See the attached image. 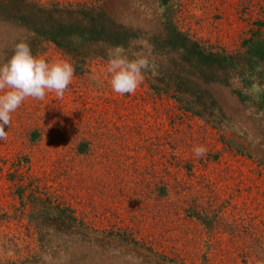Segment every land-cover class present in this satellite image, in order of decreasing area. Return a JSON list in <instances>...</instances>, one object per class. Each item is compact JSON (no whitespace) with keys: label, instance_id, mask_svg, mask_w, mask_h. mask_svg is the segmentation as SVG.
<instances>
[{"label":"rangeland","instance_id":"374dc122","mask_svg":"<svg viewBox=\"0 0 264 264\" xmlns=\"http://www.w3.org/2000/svg\"><path fill=\"white\" fill-rule=\"evenodd\" d=\"M34 1L77 8L103 0ZM106 5L110 18L126 28L161 31L167 17L204 46L232 53L228 82L206 81L208 92L228 112H238L233 87L262 105L257 113L248 108L252 119L242 131L245 138L241 130L218 129L179 108L174 97L155 94L145 74L134 94H117L109 59L80 56L81 68H75L63 98L54 92L44 100L27 98L11 114L7 139L0 140V259L37 253L44 264H58L57 255L41 252L30 233V214L44 212L28 197L35 190L60 196L95 226L139 229L172 259L166 264H264V162L259 158L264 151V0H107ZM9 31V41L18 42L22 30ZM35 55L71 62L52 42L37 47ZM176 57L175 51L166 52V64ZM162 69L155 64L153 75L174 82ZM167 88L184 95L175 83ZM222 134L245 144L255 134L254 141L263 143L253 156L235 154ZM82 139L87 152L80 153L76 146ZM201 145L207 153L197 157L194 148ZM15 182L24 186L23 202Z\"/></svg>","mask_w":264,"mask_h":264},{"label":"trees","instance_id":"16d2710c","mask_svg":"<svg viewBox=\"0 0 264 264\" xmlns=\"http://www.w3.org/2000/svg\"><path fill=\"white\" fill-rule=\"evenodd\" d=\"M106 4L107 0H103L99 4L74 8L56 4L46 6L34 0H0V31L1 27L22 30L18 42L9 41V30L0 32V64L12 56L15 45L22 40L29 44L33 55L37 54V47L52 42L56 49L70 58L76 69L81 68L80 56L91 54L109 59L110 52L119 46L131 56L144 51L147 44L151 46L152 55L150 68L144 74L155 94L160 96L165 93L174 97L179 108L198 115L205 123L218 129L225 126L237 132L246 130L244 127L252 116L248 108L257 113L262 104L250 100L248 95L233 87V93L239 97L238 112H228L221 102L210 95L205 84L206 81L220 80L227 83L230 63L235 55L204 46L178 30L167 17L161 31L143 33L141 27L126 28L110 18ZM132 13H138L137 6ZM170 51H175L177 57L171 58V64L167 65L165 53ZM155 64L164 68L162 73L168 71V79H174V82L165 81L164 74L153 75ZM221 76L224 78L221 79ZM168 83H175L184 95L171 92L167 88ZM242 134L246 138L247 134ZM222 136L233 153L247 154L249 157L254 155L255 146L263 143L254 141L255 134L250 135L247 144L224 134ZM83 141L77 143V152H87ZM259 158L264 162L263 150ZM14 186L23 202L24 186L17 182ZM33 191L28 196L30 201L36 204L34 206L42 205L44 212L32 211L29 220L33 227L30 233L41 252L57 255L58 264H126L131 260L139 264H166L172 261L152 245L151 239L141 236L139 229L95 226L53 192ZM40 256L32 253L17 260L0 259V264H44Z\"/></svg>","mask_w":264,"mask_h":264},{"label":"clouds","instance_id":"9594fccd","mask_svg":"<svg viewBox=\"0 0 264 264\" xmlns=\"http://www.w3.org/2000/svg\"><path fill=\"white\" fill-rule=\"evenodd\" d=\"M131 56L122 47L109 54L107 71L112 90L120 95L134 94L143 83L144 73L150 68L151 46ZM75 67L68 60L49 61L33 55L29 44L22 40L15 45L12 56L0 64V140L7 139L6 128L11 126L12 113L27 98L44 100L49 92L63 98L72 83ZM197 157L207 153L204 146L194 148Z\"/></svg>","mask_w":264,"mask_h":264}]
</instances>
